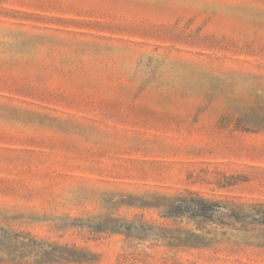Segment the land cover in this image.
<instances>
[{
	"label": "rangeland",
	"instance_id": "374dc122",
	"mask_svg": "<svg viewBox=\"0 0 264 264\" xmlns=\"http://www.w3.org/2000/svg\"><path fill=\"white\" fill-rule=\"evenodd\" d=\"M0 264H264V0H0Z\"/></svg>",
	"mask_w": 264,
	"mask_h": 264
}]
</instances>
